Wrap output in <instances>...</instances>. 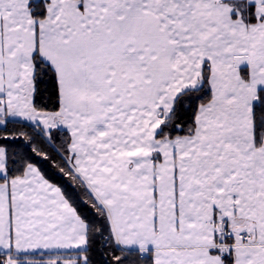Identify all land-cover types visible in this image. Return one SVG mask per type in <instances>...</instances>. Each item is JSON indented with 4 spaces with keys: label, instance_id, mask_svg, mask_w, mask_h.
<instances>
[{
    "label": "snow or ice",
    "instance_id": "snow-or-ice-1",
    "mask_svg": "<svg viewBox=\"0 0 264 264\" xmlns=\"http://www.w3.org/2000/svg\"><path fill=\"white\" fill-rule=\"evenodd\" d=\"M0 264H264V0H0Z\"/></svg>",
    "mask_w": 264,
    "mask_h": 264
}]
</instances>
